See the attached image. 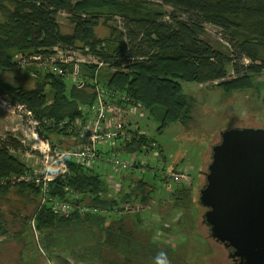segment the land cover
Instances as JSON below:
<instances>
[{"label":"trees","instance_id":"trees-1","mask_svg":"<svg viewBox=\"0 0 264 264\" xmlns=\"http://www.w3.org/2000/svg\"><path fill=\"white\" fill-rule=\"evenodd\" d=\"M59 13L66 14L72 26L70 34L61 32ZM117 16L124 31L108 24ZM100 21L109 28V36L104 39L97 38L94 32ZM206 25L221 31L231 45L227 51L202 39ZM55 49L90 56L102 68L98 72V64L94 63L56 64L63 70L62 76L28 68L26 76L31 73L35 79L32 89L0 80L3 102L9 107L25 106L42 125L39 136L52 147L74 146L61 141L63 136L76 134H67V126L60 128L57 124L86 120L79 108L92 106L96 91L111 103L122 108L134 106L150 116H157L161 109L155 131L161 134L170 124L185 128L192 120L195 102L184 93L183 84L224 81L230 67L235 78L218 87L237 93L250 87L251 78L264 74V0H0V72L12 71L18 56L49 57L57 54ZM242 59L250 64L243 66L239 62ZM73 75L83 83L81 88L72 80ZM44 121H52L53 125ZM135 132L130 141L118 144L117 151L122 156H134L155 143ZM24 150L25 146L13 135L0 136V202L7 201L14 190L15 195L33 205L21 222L28 228L27 221H33L39 233L38 245L47 260L63 264H148L150 259H157L162 250L149 228L139 214L122 209L125 205L158 204L153 200L155 185L131 179L111 197L100 175L68 161L69 174L49 184V199L41 204V188L34 184L7 181L1 185L9 177L32 173L12 154ZM174 171L170 172L179 173ZM161 180L169 193L161 200L163 203L171 200L174 208H190L191 191L180 185L182 182L171 181L164 171ZM50 199L85 204L99 211L86 209L81 214L74 210L69 215H59L51 210ZM116 209H122V213H114ZM178 219V225L182 226L181 221L186 219L192 227L193 220L188 215ZM7 227L0 210V237L5 240L12 238Z\"/></svg>","mask_w":264,"mask_h":264},{"label":"rangeland","instance_id":"rangeland-1","mask_svg":"<svg viewBox=\"0 0 264 264\" xmlns=\"http://www.w3.org/2000/svg\"><path fill=\"white\" fill-rule=\"evenodd\" d=\"M153 1L156 2V0ZM57 21L60 24L61 32L70 34L72 26L69 24L66 14L59 13ZM108 24L116 30L124 31V25L121 26L118 16L113 17ZM94 32L99 39L109 36V28L102 21L94 29ZM202 39L215 48L223 49L225 47L226 51L229 49L230 44H227L221 31L213 26H205V34ZM15 60H19V64L12 71L0 72V80L12 86L34 88L35 79L31 73L26 76L27 70L28 68L44 70V67L29 56H18ZM239 62L243 66L250 64L247 59H242ZM67 64L86 63L70 62ZM98 68L99 72L102 68L101 65ZM234 78L235 74L229 67L227 79L224 81L204 85L183 84L184 93L192 97L195 102L192 120L185 128L178 124H170L163 133L157 134L155 131L160 124L159 117L163 113L161 109L157 111V116H150L147 112L136 109L132 112L134 115L123 116L129 130L133 129L129 124L131 122L135 131L155 142L153 146V143L151 144V149L146 148L134 156H122L126 164L136 163V167L132 166L133 172L127 168L107 167L105 163H99L98 166L92 163L89 165L91 170L94 168L91 173L100 175L106 182L109 189L108 194L111 197L118 193L120 186L129 184L131 179L135 181L144 179L155 185L156 194L153 200H156L155 202L158 204L152 203L149 207H142L139 204L125 206L129 210L127 212L139 214L146 227L151 231L155 244L162 250L160 253L165 254L160 257L162 264H216L217 262L212 243L207 241L209 237H206V229L201 222L204 209L197 203L201 185L205 181L203 173L206 172L207 165L210 163L211 149L219 142L220 133L223 131L264 128V74L251 78L250 87L241 92L229 93L222 87H218L219 83ZM67 83L68 86L71 85L69 79ZM111 104L118 106L115 103ZM12 111L5 106V102L0 97V136L11 134L17 139H21L25 150L12 152V154L32 173L37 172L39 164L42 162L39 152L42 140L32 137L31 126L22 124L19 115L14 110ZM73 138L74 136H63L61 142L67 144ZM171 170L186 171L187 175L182 173L185 175L181 179L182 183H180L181 180L178 183L183 184L191 191L190 208H174L173 201L170 200L167 203L161 201L164 197L166 199V195L169 194L161 180L162 172L164 171L170 176L174 174L170 172ZM23 175L25 174H21V176ZM19 177L20 175L9 177L8 180H3L1 185L6 184L7 181L10 184H19ZM157 191H159L160 197H157ZM32 209L33 205L15 195L14 190L10 191L7 201L0 202V210L4 215L6 226H8V234L12 237L6 240L4 236L0 237V264H63L62 261L54 263L51 259L47 260L41 246L38 245L39 233L34 229L33 221L30 223L27 221L28 228L24 227L21 222V218L28 216ZM181 215H188L193 220L191 228H189L190 221H186V219L181 221L182 226L178 225V218ZM15 234L21 238H15ZM69 264L75 263L69 261ZM148 264H157V259H150Z\"/></svg>","mask_w":264,"mask_h":264},{"label":"water","instance_id":"water-1","mask_svg":"<svg viewBox=\"0 0 264 264\" xmlns=\"http://www.w3.org/2000/svg\"><path fill=\"white\" fill-rule=\"evenodd\" d=\"M198 203L211 237L247 264H264V128L220 133Z\"/></svg>","mask_w":264,"mask_h":264},{"label":"built area","instance_id":"built-area-1","mask_svg":"<svg viewBox=\"0 0 264 264\" xmlns=\"http://www.w3.org/2000/svg\"><path fill=\"white\" fill-rule=\"evenodd\" d=\"M55 51L57 54L54 56L43 57L41 55H34L31 56V59L37 64L42 65L48 72L60 76L64 75V72L60 67H57L58 65L56 66V64H67L70 62L98 64L97 60L91 58L90 56H85L80 52L64 53L61 52L60 49H55ZM15 62L17 66L19 64V60ZM99 65L101 64H98V66ZM71 78L76 83L78 88L83 86V83L78 80L79 77H77V75H73ZM96 94L97 99L92 106L79 108L84 113L86 120H77L72 123L63 121L57 124L60 128L67 126V134H76L73 139L68 141V143L74 144V146L71 145L67 149L52 147L47 140H44L39 136L38 130L42 125L33 118L31 112L28 111L25 106L20 105L16 107H9L5 104V106L10 108L11 111L14 110L15 113L19 115V119L22 124H25L28 127L31 126L32 137L42 140L41 148H39L42 158V162H40L41 167L39 164L37 172L32 174L28 173L19 177V181L34 184L35 186L41 188V204L45 203L49 199L47 198L49 184L57 180H63L69 174L67 165L68 161L84 165L86 169L90 170L91 168L89 165L91 163L97 164V166L99 163H105L107 167H112L114 169L132 168V165L126 164L125 160L122 158V154L117 151L119 143L130 141L134 136L133 130H129L124 122L125 120L123 115H125L126 112L120 106H115L111 103L109 104V101L105 100L103 97L102 92L99 93L96 91ZM43 124L52 126L53 122L44 121ZM19 140L23 144V141L21 139ZM153 145L154 144H152V146ZM183 173L187 175V173ZM184 174L181 172L167 176L171 181L178 182L184 178ZM182 181L183 180H181V182ZM49 201L52 203L51 210L59 215L66 216L74 210L81 212V214L86 209L94 213L99 211L96 208L91 209L83 205L64 201L61 202L56 199H50ZM122 209L129 211L126 206ZM122 209H116L114 213L120 214L122 213Z\"/></svg>","mask_w":264,"mask_h":264},{"label":"flooded vegetation","instance_id":"flooded-vegetation-1","mask_svg":"<svg viewBox=\"0 0 264 264\" xmlns=\"http://www.w3.org/2000/svg\"><path fill=\"white\" fill-rule=\"evenodd\" d=\"M204 184H205V181H204ZM204 184L201 185V188L204 186ZM200 206L204 209L201 215V218H202L201 222H202V225L205 226L206 233H207L206 237L207 238L209 237V238L207 240L206 237L204 236L203 237L205 238V240L212 243L214 257H216V261H217L216 264H247L244 258H240L235 255V250L232 247H229L225 243H221L217 241L216 239H214L213 237H211L210 229L204 221V215H205L206 209L202 205Z\"/></svg>","mask_w":264,"mask_h":264},{"label":"crops","instance_id":"crops-1","mask_svg":"<svg viewBox=\"0 0 264 264\" xmlns=\"http://www.w3.org/2000/svg\"><path fill=\"white\" fill-rule=\"evenodd\" d=\"M125 112H126V114L125 115H123V116H126V115H128V114H132V112L133 111H135V107L134 108H132V107H125V108H122ZM132 115H134V114H132ZM128 124V123H127ZM129 124H130V126H131V129L133 130V132H134V134H135V127L133 126V124H131V122H129ZM129 126V127H130ZM138 128V127H137ZM139 129V128H138ZM90 170V169H89ZM174 172H186V171H181V170H177V171H174Z\"/></svg>","mask_w":264,"mask_h":264},{"label":"clouds","instance_id":"clouds-1","mask_svg":"<svg viewBox=\"0 0 264 264\" xmlns=\"http://www.w3.org/2000/svg\"><path fill=\"white\" fill-rule=\"evenodd\" d=\"M88 170H89V169H88ZM91 171H93V169H92ZM163 256H165L164 253H160V254L157 256V264H162V261H161L160 257H163Z\"/></svg>","mask_w":264,"mask_h":264}]
</instances>
